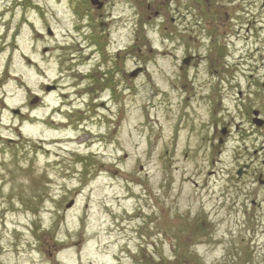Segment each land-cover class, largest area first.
<instances>
[{"label": "rangeland", "instance_id": "374dc122", "mask_svg": "<svg viewBox=\"0 0 264 264\" xmlns=\"http://www.w3.org/2000/svg\"><path fill=\"white\" fill-rule=\"evenodd\" d=\"M252 2L262 40L263 0ZM79 3L0 0V264H264V192L260 205L225 202L195 123L174 148L166 94L197 87L175 65L190 43L163 29L172 3L115 0L106 32ZM99 61L117 72L92 93ZM138 63L148 72L122 75Z\"/></svg>", "mask_w": 264, "mask_h": 264}, {"label": "flooded vegetation", "instance_id": "af4514ba", "mask_svg": "<svg viewBox=\"0 0 264 264\" xmlns=\"http://www.w3.org/2000/svg\"><path fill=\"white\" fill-rule=\"evenodd\" d=\"M173 1L175 2L174 11L176 14L173 22L177 25L174 29L181 25L178 21L182 19L186 21L188 18V23L183 26L185 31L198 33L209 31L213 27L211 16L214 17V22L218 27L223 14L226 12L225 7L221 8L216 4L215 1L218 0ZM99 15L103 16L102 13ZM194 55L195 57L191 61H201L195 60L197 54ZM250 60L251 58L232 60L222 58L216 64H207L206 71L208 74H222L220 82H224L227 93H206L205 98L208 101H205L204 105L206 108L210 106V103L213 105L215 99L220 106V125L219 127L216 126V130L219 132L215 137L224 146V149L231 148L233 154H230V162L234 165L233 172L236 173V178L245 182V179L250 177L253 181L249 182L253 185L261 184L264 187V166L255 163V156L259 150L254 149L250 153L247 147L249 142L250 144L257 143L259 136H264V133H261L264 131V71H259V59H255L252 63ZM200 65L196 62L193 66L198 67ZM245 73H248L249 82L247 86H253L255 88L254 93H242L241 88L238 87L237 83L241 82ZM233 89L236 93H229ZM255 113L258 114L260 120H256ZM254 139L256 142H253Z\"/></svg>", "mask_w": 264, "mask_h": 264}, {"label": "water", "instance_id": "95a60500", "mask_svg": "<svg viewBox=\"0 0 264 264\" xmlns=\"http://www.w3.org/2000/svg\"><path fill=\"white\" fill-rule=\"evenodd\" d=\"M95 2V0H93Z\"/></svg>", "mask_w": 264, "mask_h": 264}]
</instances>
